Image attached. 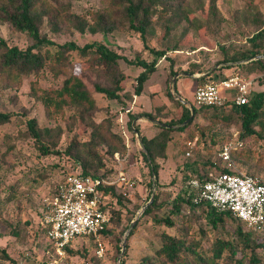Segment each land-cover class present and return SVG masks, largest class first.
Masks as SVG:
<instances>
[{"label":"rangeland","instance_id":"1","mask_svg":"<svg viewBox=\"0 0 264 264\" xmlns=\"http://www.w3.org/2000/svg\"><path fill=\"white\" fill-rule=\"evenodd\" d=\"M111 1L54 0L53 3L58 7L68 8L73 14L85 15L103 9ZM183 7L189 14L190 21L183 20L166 37H163V20L153 21L146 34V47L140 35L127 28L109 34L89 31L81 33L67 28L53 32L47 18H44L40 34L53 41L54 45L72 42L83 46L87 42L97 41L125 56L127 60L134 61L138 57L146 61L155 59L157 68L143 83L140 93L135 95L136 76L142 67L119 59V67L127 75L124 89L119 92L120 98L110 99L94 93L97 110L93 119L96 122L108 120L111 132L122 138L125 150L124 131L129 138V157L123 164L128 183L119 185L115 182L116 194L122 197L120 200L114 197L112 204L120 209H117L118 215L110 224L109 236L99 238L103 246L101 256L97 254V246L93 240L82 243L75 239L72 242V250H80V254L67 256L56 251L47 252L48 240L39 228L46 199L52 195L57 182L67 173L80 171L77 162L65 150L73 139L83 140L87 137V133L83 135V125L75 123L66 114L49 115L42 101L31 94L30 83L35 77L24 75L18 84L11 86L0 83V110L10 112L13 116L11 122L0 126V264H120L119 256L124 259L125 264H137L146 255L154 257V248L158 246L163 232L175 233L174 228L155 225L147 216L141 215V209L152 193H158V204L153 213L166 214L172 199L182 186L184 174L194 167L204 168L210 162H213L209 166L211 171L227 167L264 178V136L246 138L238 148H250L260 154V158L255 155L248 161L232 156L230 162H223L217 155V148L222 140L228 137L232 140L239 133L238 123L222 117L231 112L228 104L220 107L216 122H213L212 111L205 110L192 114L182 124L178 123L185 107L194 103L193 93L198 85V74L202 76L208 71L211 74L219 69L213 77L217 80L239 70L240 76L251 80L250 94L264 90V72L254 66L245 67L250 59L236 60L243 54L250 57L255 51L249 38L259 26L264 28V0H185ZM0 37L8 45H16L22 49L32 43L26 32L14 30L7 24H0ZM54 45L44 44L42 47L53 50ZM150 48L164 51L166 57L156 56ZM263 50L264 39H261L260 51ZM68 54L72 63L68 66L67 74L76 72L93 80L103 78L104 75L90 67L76 49L68 51ZM229 59L231 60L225 61ZM229 65L233 67L220 69ZM191 68L203 72L190 74L187 70ZM175 75L177 77L173 84ZM64 77L56 78L48 70H43L36 79L41 87L50 88L59 86ZM168 91L172 97L167 94ZM182 97L187 103L181 102V106L178 99ZM144 112H150L154 116L152 119L171 128L190 121L195 123L184 132H172L164 157L156 159L160 169L157 179L159 185L156 187L150 184L154 178L140 154L143 149L139 134L136 140L131 130L134 123L146 136L159 132L158 127L141 116ZM130 116L135 117L131 126ZM27 118H34L41 128H50L51 132L45 137L44 143L50 150H58L59 153H41L37 143L27 132ZM197 126H206L202 136L198 135ZM190 132L195 134L189 138ZM188 142L194 144L182 150L183 144L187 146ZM208 147L213 150L212 153H208ZM188 150L189 155L186 153ZM115 178L116 176L111 177L112 180ZM180 212L191 221L189 238L194 242L202 240L204 244L209 243L207 234L210 230H213L211 235L221 232L220 229L215 231L207 227L208 216L200 209L192 210L183 205ZM128 231L133 233L130 236L128 233L125 254L120 255L123 238ZM1 249L8 257L2 254Z\"/></svg>","mask_w":264,"mask_h":264},{"label":"trees","instance_id":"2","mask_svg":"<svg viewBox=\"0 0 264 264\" xmlns=\"http://www.w3.org/2000/svg\"><path fill=\"white\" fill-rule=\"evenodd\" d=\"M53 1L0 0V24H7L14 30L26 32L32 39V43L22 49L16 45H8L0 37V83L11 86L18 84L24 75L35 77L30 83V91L34 97L42 101L47 113L54 116L66 114L75 123L78 122L83 125V135L87 133V137L83 140L73 139L65 150V153L71 155L79 165L80 171L77 173L92 176L98 175L112 180L111 177L116 176L114 153L118 152L124 155L126 150L123 146L122 138L111 132L108 120L102 119L96 122L93 119V114L97 110L94 93L110 99L120 98L119 92L124 89V81L127 75L119 67V59H124L142 67L136 76V84L134 86V94L138 95L143 83L156 70V60L146 61L139 57L134 61L127 60L125 56L97 41L87 42L83 46H77L72 42L54 45L53 41L41 36L40 26L46 17L49 28L53 32H59L67 28L81 33L89 31L90 33L109 34L115 30L127 28L130 31L137 32L146 47V34L153 21L161 22L163 20V37L168 36L173 28L183 20L190 21L189 14L183 7L185 0H112L103 9L94 10L85 15L73 14L66 7L54 5ZM261 39H264V28L259 26L257 31L249 38L251 47L255 51L250 57H247V54H243L240 59L236 60L250 59L245 63V67L254 66L259 71L264 72V57L251 59L256 55H264V50L263 52L260 51ZM44 44L54 45L55 47L50 50L49 48H43L42 45ZM72 49H76L80 56L85 58L90 67L96 68L101 72L104 75L103 78L93 80L76 72L67 74L68 66L72 63V58L69 57L68 51ZM150 50L154 51L156 56L166 57L164 51L154 50L153 48H150ZM230 67H233V65L224 66L220 69H229ZM43 70H48L56 78L63 75L65 77L59 86L43 88L36 79ZM218 70L207 76L197 77L198 84L216 81L213 77ZM187 71L190 74L203 72L194 68ZM235 74L240 75L239 70ZM222 78H225V76L217 80ZM167 94L172 97L170 91ZM249 94L248 102L243 105H234L226 102L224 105L228 104L231 112L222 115L223 118H227L230 121L232 119L239 124L238 137L242 141L249 137L262 138L264 136V90ZM178 102L181 105L182 101L180 99H178ZM222 106H199L192 103L191 110L183 106L185 107V112L178 123L182 124L192 114L195 115L205 110L212 111L213 122H216L219 118V109ZM141 116L147 119L154 118L150 112H144ZM12 117V113L0 110V126L11 122ZM130 117L129 123L131 126L135 117ZM191 124L195 125L193 121H190L185 125L171 128L170 126H157L153 123L154 126L160 129L153 136L142 134L137 124L134 125V128H131L133 137L136 140L134 129L139 134L140 144L143 149L140 154L146 161L151 177L153 176L154 178L150 181L151 186L153 184L155 187L159 185L157 179L160 169H158L159 166L156 159L164 157L172 132H184L189 129ZM205 127H196L199 136L203 135ZM26 129L37 143L41 153H59L58 150H50L49 146L44 143L45 137L51 132L50 128H41L37 125L34 118H27ZM194 134L190 132L189 138ZM229 141H231L230 137L222 140L217 148V155L223 145ZM188 143L187 146L183 144L182 150L190 147ZM238 148L232 150L231 157L237 156L239 159L248 161L255 155L260 158V154L250 148ZM187 152L190 153L189 150ZM212 152L213 150L208 147V153ZM211 164L213 165V162L206 164L204 168L194 167L190 172L184 174L182 186L172 199L171 207L166 214L153 213L158 204V193H154L152 202L143 210L141 215L147 216L149 221L155 225L174 228L175 233L168 234L163 232L160 235L158 246L154 248V257L146 255L137 264H264V229L247 228L229 210L220 209L203 200L193 201V196L197 190L191 189L189 182L194 178L207 179L209 172H211L209 169ZM219 171L232 170L222 167L213 172ZM261 181L264 183V178H261ZM101 196L103 199L101 208L109 215L108 223L99 232V238L103 239L109 236L111 232L110 224L114 222V218L118 215V210L120 209L113 207L112 200L114 197L120 200L122 196L116 194L115 183L104 185ZM183 205L192 210L200 209L202 213L208 216L207 227L215 229V231L220 229L221 232L211 235L213 230H210L207 234L209 243L206 244L202 240H197V242L191 240L189 238L191 221L188 216H184L180 212ZM44 210L45 207L41 216ZM173 214H176V216H173ZM39 228L44 234V238L48 240L47 252L55 251L54 245L47 238L45 230L40 225ZM132 233L133 231H130L129 236ZM75 239L82 243L93 240L97 246V241L92 236H80ZM73 241L64 247V254L67 256L81 253L80 250H72L71 244ZM1 252L5 257H8L3 249H1ZM119 260L120 264H125L122 257Z\"/></svg>","mask_w":264,"mask_h":264},{"label":"built area","instance_id":"3","mask_svg":"<svg viewBox=\"0 0 264 264\" xmlns=\"http://www.w3.org/2000/svg\"><path fill=\"white\" fill-rule=\"evenodd\" d=\"M250 85L251 80L233 74L196 85L193 101L199 106H222L226 102L243 105L248 102ZM124 136L126 152L124 155L114 153L118 166L115 180L98 175L67 173L56 184L53 195L46 199L39 225L53 243L56 253L63 255L64 247L77 237L92 236L97 241V254H103L99 232L108 223L109 215L101 208L102 187L115 182L128 183L123 171V164L129 157V138L125 131ZM188 144L190 147L193 145L191 142ZM242 144V140L235 134L231 141L223 145L218 153L219 159L230 162L232 150ZM189 187L197 190L193 201L203 200L220 209L229 210L247 228L264 229V183L258 176L233 170L211 171L207 179L190 180Z\"/></svg>","mask_w":264,"mask_h":264},{"label":"water","instance_id":"4","mask_svg":"<svg viewBox=\"0 0 264 264\" xmlns=\"http://www.w3.org/2000/svg\"><path fill=\"white\" fill-rule=\"evenodd\" d=\"M259 57H264V55H256L255 58H259ZM211 71H208L204 74H202V76H205V75H209ZM200 76V75H199ZM197 76V77H199ZM176 77L177 75L174 76L173 80H172V83L175 84V81H176ZM175 87L173 86V89ZM191 117V116H190ZM149 121H151L152 123L154 124H157V125H160V126H166V124H163L162 122L158 121V120H155V119H148ZM132 127L134 128V123L132 125ZM134 134L136 135V137L138 138V133L136 132V130L134 129ZM153 200V193L152 195L150 196V199L148 200V202L142 207L141 209V212L152 202ZM134 225V222L132 223L131 227ZM129 231L126 233V235L124 236L123 238V243H122V248H121V251H120V255L124 254V250H125V241H126V238H127V235H128ZM118 259H120V256L118 257Z\"/></svg>","mask_w":264,"mask_h":264},{"label":"crops","instance_id":"5","mask_svg":"<svg viewBox=\"0 0 264 264\" xmlns=\"http://www.w3.org/2000/svg\"><path fill=\"white\" fill-rule=\"evenodd\" d=\"M198 76H199V74H198ZM195 89V88H194ZM181 101H182V103H184V104H186L187 102L185 101V98L184 97H182V98H179ZM191 105L192 104H190V106L188 107L190 110H191Z\"/></svg>","mask_w":264,"mask_h":264}]
</instances>
